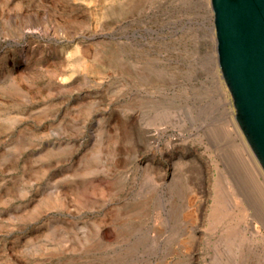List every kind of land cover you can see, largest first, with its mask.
I'll list each match as a JSON object with an SVG mask.
<instances>
[{
    "label": "rangeland",
    "instance_id": "obj_1",
    "mask_svg": "<svg viewBox=\"0 0 264 264\" xmlns=\"http://www.w3.org/2000/svg\"><path fill=\"white\" fill-rule=\"evenodd\" d=\"M210 2L0 0V264H264Z\"/></svg>",
    "mask_w": 264,
    "mask_h": 264
},
{
    "label": "water",
    "instance_id": "obj_2",
    "mask_svg": "<svg viewBox=\"0 0 264 264\" xmlns=\"http://www.w3.org/2000/svg\"><path fill=\"white\" fill-rule=\"evenodd\" d=\"M236 119L264 169V0H211Z\"/></svg>",
    "mask_w": 264,
    "mask_h": 264
},
{
    "label": "bare ground",
    "instance_id": "obj_3",
    "mask_svg": "<svg viewBox=\"0 0 264 264\" xmlns=\"http://www.w3.org/2000/svg\"><path fill=\"white\" fill-rule=\"evenodd\" d=\"M210 4L212 5V1L210 2ZM225 87H226V86H225ZM225 90H226V89H225ZM226 93H227V92H226ZM224 94H225V93H224ZM224 98H225V97H224ZM228 100H229V99H228ZM232 109H233V107H232ZM229 118H231V117H229ZM230 120H231V119H230ZM230 122H231V121H230ZM237 122H238V121H237ZM231 124L234 125L235 132L238 134V136L240 135V137L242 138V136H241V134H240L241 132H239V130H240V129H239V126H237V125H239V124H236L235 121H234V122L232 121ZM215 133H216V132H215ZM220 133H221V132H220ZM231 133H232V132H231ZM223 135H224V134H223ZM238 136H237V137H238ZM217 138H218V137H217ZM235 138H236V137H235ZM239 141H240V140H239ZM246 141H247V140H246ZM237 143H238V142H237ZM240 143L244 145V147H245V148H244V151L248 152V154H249V153H250L249 148H251V147H250L248 141H247V144H246V142H244V140H243V138H242V141H241ZM247 145L249 146V148H248ZM251 149H252V148H251ZM242 150H243V149H242ZM215 151H216V150H215ZM238 151L240 152V149H238ZM252 151H253V150H252ZM239 152L236 151L237 154H238ZM241 152H242V151H241ZM253 153H254V152H253ZM239 155H240V153H239ZM254 155H255V153H254ZM247 156H248V155H247ZM223 157H224V155H223ZM250 157H251V156H250ZM245 158H246V157H245ZM247 158H248V157H247ZM251 158H252V157H251ZM248 160H249V159H248ZM250 160H252V159H250ZM250 160H249V161H250ZM253 160H254V159H253ZM252 167H253V166H252ZM257 167H258V166H257ZM253 168H254V167H253ZM254 169H255V168H254ZM257 170H258V169H257ZM228 172H230V171H228ZM248 172H249V171H248ZM250 174H251V173H250ZM229 175H231V173H229ZM235 178H236V177H235ZM238 179H239V178H238ZM237 183H238V182H237ZM237 183H236V184H237ZM238 188H239V186H238ZM238 188H236V189H238ZM244 188H247V187H244ZM239 190H240V189H239ZM239 190H238V192H236L237 194H241ZM243 190H244V189H243ZM246 191H247V190H246ZM246 191H245V192H246ZM243 196H244V195H243ZM260 196H261V197L263 198V200H264V194L261 193ZM230 198H231V197H230ZM247 198H248V197H247ZM231 199H232V198H231ZM244 199H245V198H244ZM232 200H233V199H232ZM245 200H248V199H245ZM256 200H258V199H256ZM247 202H248V201H247ZM249 202H250V201H249ZM257 206H259L258 203H257ZM263 207H264V206H263ZM262 210H263V209H262ZM263 212H264V211H263ZM261 213H262V212H261ZM214 216H215V215H214ZM226 217H227V216H226Z\"/></svg>",
    "mask_w": 264,
    "mask_h": 264
}]
</instances>
